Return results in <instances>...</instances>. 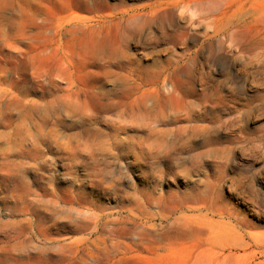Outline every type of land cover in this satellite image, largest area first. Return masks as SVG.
Returning a JSON list of instances; mask_svg holds the SVG:
<instances>
[{
  "label": "rangeland",
  "instance_id": "1",
  "mask_svg": "<svg viewBox=\"0 0 264 264\" xmlns=\"http://www.w3.org/2000/svg\"><path fill=\"white\" fill-rule=\"evenodd\" d=\"M256 55L264 0H0V264H264ZM173 87L204 108L227 99L218 124L177 123L219 129L225 150L146 175L139 138L113 148L135 122L117 104Z\"/></svg>",
  "mask_w": 264,
  "mask_h": 264
},
{
  "label": "bare ground",
  "instance_id": "2",
  "mask_svg": "<svg viewBox=\"0 0 264 264\" xmlns=\"http://www.w3.org/2000/svg\"><path fill=\"white\" fill-rule=\"evenodd\" d=\"M243 40L244 38L239 36V48H241L240 44ZM244 48L249 49L251 46L247 45ZM253 59L255 63L251 64V66H254L255 70L252 73H264V57L262 58V56L256 55V57L253 56L251 58V61ZM188 74H191V72H188ZM212 80L209 78L206 89L217 93L219 92L221 82L212 83ZM165 93L168 94V97L165 96ZM105 96L106 94H102V97ZM121 96L125 97L124 94H121L119 97ZM106 97L109 96L107 95ZM216 103L215 106L204 108L198 104L181 101L179 98V90L175 87L172 90L168 89L166 91H162L161 88H155V90L145 92L135 101L131 102L120 100L117 104V108L122 107L119 113L131 116L135 122L121 124L113 128L111 135L116 140L115 144L112 143L113 148H120V156L129 154L130 151L125 149L124 142L136 137L139 138L138 148L140 152L135 155L136 160L145 161L147 158L154 159L155 161L150 162L148 170L144 172L146 175H152L154 177L156 174L162 176L166 173L162 168L164 164H167L169 169L184 168L193 162L196 157H201L202 153H194L201 145L208 147L207 153L210 155L222 154L225 147L221 145L222 141L219 129L201 134L196 130V124L190 126L192 127L191 129H189L190 127L188 125H177L178 121L181 120L180 116L184 112L188 114L187 120L190 123H197L202 117L203 119L209 118L211 123H220L222 121L221 114L227 110V99L222 96L217 97ZM246 105L248 109L252 108L250 103ZM101 108L109 109L110 107L107 104H101ZM192 111H196L197 113H192ZM139 117L142 120L136 121ZM238 121L239 115H235L229 120V124L234 125ZM129 129L134 132L119 138L122 130ZM55 142L58 144L62 143L60 138H56ZM178 145L181 146L177 148ZM100 147L98 151L94 150L91 152L90 156L92 159H95L99 150L104 156L110 154L109 149L103 146ZM172 153L177 156L175 158H169ZM184 153L189 155L183 158L179 157V155ZM196 164H191L193 166L191 169L184 168L185 170H175L173 175L176 176L182 172L190 174L192 170L200 172L201 164ZM213 223L215 224L214 221ZM212 232H214L213 229Z\"/></svg>",
  "mask_w": 264,
  "mask_h": 264
}]
</instances>
